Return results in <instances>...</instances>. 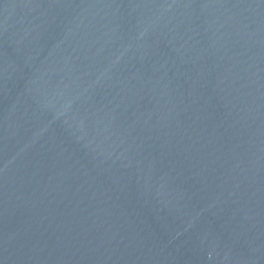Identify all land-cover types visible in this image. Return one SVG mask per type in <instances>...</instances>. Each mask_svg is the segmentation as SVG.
I'll return each mask as SVG.
<instances>
[{"label":"water","instance_id":"water-1","mask_svg":"<svg viewBox=\"0 0 264 264\" xmlns=\"http://www.w3.org/2000/svg\"><path fill=\"white\" fill-rule=\"evenodd\" d=\"M0 264H264V0H0Z\"/></svg>","mask_w":264,"mask_h":264}]
</instances>
